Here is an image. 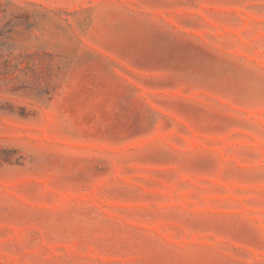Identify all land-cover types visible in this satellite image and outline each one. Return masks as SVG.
Wrapping results in <instances>:
<instances>
[{"label": "rangeland", "instance_id": "obj_1", "mask_svg": "<svg viewBox=\"0 0 264 264\" xmlns=\"http://www.w3.org/2000/svg\"><path fill=\"white\" fill-rule=\"evenodd\" d=\"M0 264H264V0H0Z\"/></svg>", "mask_w": 264, "mask_h": 264}]
</instances>
